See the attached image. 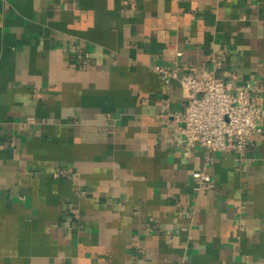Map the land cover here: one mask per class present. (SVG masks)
<instances>
[{
  "label": "crops",
  "instance_id": "0c3cea01",
  "mask_svg": "<svg viewBox=\"0 0 264 264\" xmlns=\"http://www.w3.org/2000/svg\"><path fill=\"white\" fill-rule=\"evenodd\" d=\"M156 65L257 81L262 133L187 144ZM0 264H264V0H0Z\"/></svg>",
  "mask_w": 264,
  "mask_h": 264
},
{
  "label": "built area",
  "instance_id": "2783aa9c",
  "mask_svg": "<svg viewBox=\"0 0 264 264\" xmlns=\"http://www.w3.org/2000/svg\"><path fill=\"white\" fill-rule=\"evenodd\" d=\"M175 54L180 55L181 51ZM155 69L164 81L176 78L187 98V109L180 115L182 123L178 129L187 144H199L213 151H242L250 135L262 133L261 87L257 81H247L233 88L214 72L196 76L190 72L178 74L175 69L160 65ZM206 160L212 162L213 157L206 155ZM192 176L197 187L211 185L206 171L196 169Z\"/></svg>",
  "mask_w": 264,
  "mask_h": 264
}]
</instances>
